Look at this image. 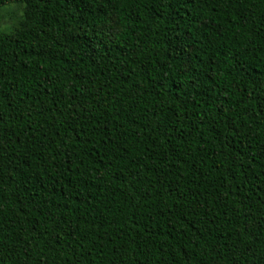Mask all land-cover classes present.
<instances>
[{
	"label": "trees",
	"instance_id": "trees-1",
	"mask_svg": "<svg viewBox=\"0 0 264 264\" xmlns=\"http://www.w3.org/2000/svg\"><path fill=\"white\" fill-rule=\"evenodd\" d=\"M17 1L0 264H264V0Z\"/></svg>",
	"mask_w": 264,
	"mask_h": 264
},
{
	"label": "rangeland",
	"instance_id": "rangeland-1",
	"mask_svg": "<svg viewBox=\"0 0 264 264\" xmlns=\"http://www.w3.org/2000/svg\"><path fill=\"white\" fill-rule=\"evenodd\" d=\"M25 4L22 1L0 6V34H10L20 25L24 16Z\"/></svg>",
	"mask_w": 264,
	"mask_h": 264
}]
</instances>
